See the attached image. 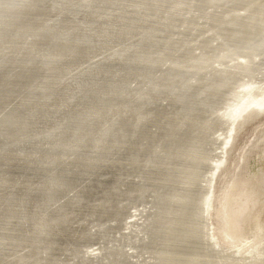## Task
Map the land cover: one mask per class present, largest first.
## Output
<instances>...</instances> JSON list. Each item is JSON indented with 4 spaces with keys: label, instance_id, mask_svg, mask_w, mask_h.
I'll list each match as a JSON object with an SVG mask.
<instances>
[{
    "label": "bare ground",
    "instance_id": "bare-ground-1",
    "mask_svg": "<svg viewBox=\"0 0 264 264\" xmlns=\"http://www.w3.org/2000/svg\"><path fill=\"white\" fill-rule=\"evenodd\" d=\"M26 15L39 18L28 23L27 19L17 22ZM54 20L57 23L51 25ZM114 37L116 41L110 42ZM134 44L154 47L155 52L147 48L144 56L137 54ZM97 48L104 50V55L100 62L91 63L97 56L94 54ZM123 52L133 55L127 60L118 58ZM104 64L109 66H102ZM82 65H87L88 70L79 77L69 78L70 72ZM114 65L119 66L114 68ZM121 65L125 69L120 74ZM23 67L27 69L25 74L20 71H24ZM6 68L15 70V75L5 72ZM0 72V117L5 115L0 122V154L16 147L21 149L30 138L37 141L49 138L50 132L60 125L67 132L68 117L73 112L78 114L77 125L71 127L68 135H71L70 140L67 136L64 140L50 142L48 152L44 144L37 142L39 146L32 148V152L14 154L37 161L31 163L40 168L31 166L30 162L13 164L8 168L11 173L8 178L0 176V188L7 189L2 195L6 200L3 202L0 198L3 209L0 218L3 227L0 228L9 231L8 236H15L13 230L8 229L17 227L21 230L19 235L30 237L31 241L46 234L37 227L46 230L45 226L58 220L52 223L54 230L50 234H56V240L62 241L55 247L59 255L54 251L47 261L65 253L69 258L61 264H74L76 260V264H92L80 263L79 252L83 247L93 248L99 239L88 237L85 232L89 225L82 223L88 221L96 223L95 227L102 226L103 222H96L92 216L99 210H109L108 222H115L117 218L121 221L130 204L142 206L143 200L150 197L152 212L146 223L152 226V221L156 222L153 231L161 246L151 251L140 250L148 256L152 253L155 264L190 261L188 264H199L192 260L199 254L188 253L180 247L189 245L187 249H197L194 246L199 248L201 242L203 246L205 242L210 253L215 250L212 247L219 245L222 249L221 254H215L214 261L200 264H220L222 259L223 264H243L244 258L264 255V249L252 251L264 243V153L243 176L234 175L233 168L220 185L212 213H208L207 206L214 174L227 156L226 146L235 125H245L242 114L250 106L264 111V0H0ZM118 74L124 80L121 89L114 81L107 82V86L104 84L102 78L118 77ZM98 82L101 84L96 87ZM159 90L163 93L159 94ZM86 94L91 95L89 106L81 99ZM61 95L65 99L61 97V100ZM71 98L73 100H67ZM114 99L117 102H113ZM146 99L153 100L154 104L147 105ZM161 99L166 100L167 105L161 104ZM68 102L79 106L63 108ZM9 106L12 108L8 110ZM150 106L156 109L159 118L149 119L150 113L154 116L153 112L146 111ZM34 107H41V111ZM48 108L63 113L51 119ZM36 118L42 120L43 125H38ZM253 119L257 117L253 115ZM97 120L99 122L93 126ZM117 124L121 126L117 128ZM151 126H156L157 132L152 133ZM18 138L21 142L16 144ZM83 140L84 147L80 149ZM149 143L151 148L144 152ZM217 150L219 155L214 153ZM59 152L63 156H59ZM94 152L98 156L93 155ZM122 154L127 159H121ZM149 154L157 158L159 165L152 172L147 171L149 175L158 174L157 178H152L150 184L143 181L142 186L139 183L133 187V179L139 175L141 180L140 174L145 172L140 170L146 168ZM68 155L76 156L77 161L74 162V158L73 162L84 173L73 177L81 181L69 178L65 187L54 190L61 192L59 198L88 182L81 191L85 196L91 195L85 202H90V206L95 198L103 200L95 206L92 215L87 205L78 212L76 208L83 203L75 205L74 200L69 208L61 210L60 206L52 211L57 214L51 222L38 221L35 217L52 206L48 200L52 191L46 184L52 182L53 165L68 159ZM92 156L99 161L91 159ZM2 160L8 159L2 157ZM51 163L53 165L48 167ZM77 166L73 165L76 170ZM202 166L204 169L199 170ZM135 167L140 168L136 175L124 176ZM33 169L44 173L40 175ZM97 170L98 175L89 174ZM108 172H115L106 181L110 185L116 183L112 192V187L101 181ZM234 180L237 181L231 190L229 187ZM162 184L166 189L159 194L157 189H161ZM192 187L195 194L189 191ZM13 189L21 190L20 195L10 194ZM146 189L152 192L149 196L142 195ZM32 190L42 191L47 198H33ZM10 195L15 199L13 204L9 202ZM51 197L53 202L58 200L53 194ZM161 200L172 206V214L166 207L159 212L155 204ZM122 203L126 205L119 209ZM184 203L186 207H181ZM18 211L25 214L20 215L22 221L15 220ZM61 218L74 219L60 224ZM30 222L29 228L25 227ZM110 228L113 227L109 226L108 230ZM116 229L118 225L108 233ZM171 232L174 241L169 240ZM8 243L20 246L0 257V264H28L47 247V243L29 247L16 239H8ZM23 247L28 251L16 256ZM230 252L236 256L235 262L227 256ZM201 255H204L202 251ZM10 256H14L13 259L6 260ZM119 258L124 264H130L125 254L120 253ZM255 264L264 262L257 260Z\"/></svg>",
    "mask_w": 264,
    "mask_h": 264
},
{
    "label": "rangeland",
    "instance_id": "rangeland-1",
    "mask_svg": "<svg viewBox=\"0 0 264 264\" xmlns=\"http://www.w3.org/2000/svg\"><path fill=\"white\" fill-rule=\"evenodd\" d=\"M34 17L35 16L28 17V15H26L25 18H18L19 21H17V22L21 23V21H23L24 19H27L26 22L28 23L29 21H32V20L35 21V20H37L39 18L37 16L34 19ZM55 23H57L56 20L52 21L50 24L53 25ZM15 24H17V23H15ZM96 46H97V44H96ZM95 52H94V54L95 55L97 54V56L91 60V63L100 62L102 60L101 57H103V55H104L103 54L104 50H101L100 48L99 49L97 48L95 50ZM95 59H97V60H95ZM94 61H96V62H94ZM86 66L87 65H82V66H79L76 70L71 71L70 72L71 76L69 78H76V77H79L82 74H84V72H86L88 70V67L86 68ZM7 69L8 68H6L5 72H11L12 76L15 75V72H14L15 70L11 71L10 69H8V70ZM26 70H27L26 68H24V71L22 69H20V71L22 73H24ZM10 79H12V78H8V80H10ZM96 81H98V80H96ZM99 83L101 84V82H98L97 85H100ZM133 86H134V83L132 84V87ZM91 89H93V88H90V90ZM61 97L65 99L64 95L60 96V99L62 100ZM25 98H27V96ZM67 100H73V99L71 98V99H67ZM46 103H48V102H46ZM160 103L161 104L166 103V105H167V101L164 100V99H161ZM12 106H9L8 110L11 109ZM78 106L79 105L77 103L73 104L71 102H68L66 105L63 106V108L64 107L65 108H67V107H72L73 108V107H78ZM164 106H165V104H164ZM34 108L35 109H39V110L41 109V107H39V108L34 107ZM48 109H49V113H53L56 110V109H54V111H53V110H50L51 108H48ZM253 115H255V117H257V119H253ZM4 117H5V115H1L0 122L3 120ZM33 117H38V116L34 115ZM242 117H243V123H245V125H243V127H238V130H239L238 140H237L236 144H234L233 148L231 149V153H229V155H228V157H229L228 158V163L225 165L224 170H223V172L220 175V179H219V182H218L217 190L215 192L216 193V197H215V194H214L215 199H217V196H218L217 194H219V192H220V189H221L220 185L222 186L223 182L228 179V177L230 176V173H232V171H233V168H235L234 175L243 176L249 170V168L251 167V164L254 162V160L257 159L259 156H261L264 153V111H263V109H259V107H255V109H253V107L250 106L244 111V113L242 114ZM49 120L51 122L53 121L51 119H49ZM111 124H112V121H110V125ZM8 125H9V123H8ZM88 126L89 125L87 124V127ZM150 129H151L152 133L157 132L156 126H151ZM110 132H113V131H111V129H110ZM16 141H17L16 144L21 142L20 138L16 139ZM50 141H51L50 140V136H49V138H48V136H46V137H44L43 142H40L41 145L44 144V146H45L44 150L47 149V152L50 151L49 150V145H48L50 143ZM37 142H39V141H37V139H32V138H30L29 140H25L24 141L23 145L24 146L27 145V147L29 149L26 152V154H28V152H32L33 151L32 148H34L36 146H39ZM110 142L111 141L109 140V144H110ZM258 142H260L259 146L257 145ZM12 146H14V145H12ZM108 146H110V145H108ZM13 149L14 150H9V151L4 152L3 154H0V171H1L0 176L3 177V178H8L11 175V173L10 174L8 173L9 166L12 167L13 164H15V165L16 164L24 165V164H26L28 162H30V163L34 162V160L31 161V160H29L27 158H22L19 155H14V154H17L19 151L21 152V150L19 148H17V147L13 148ZM214 153L219 155V151L218 150L216 152H214ZM92 154L98 156L97 152H94ZM59 156H63L62 152H59ZM96 156H92L91 159L93 158L96 161H99L96 158ZM2 157L7 158L8 160L4 161V160H2ZM75 157H76L75 155H71V156L68 155V159L66 158L63 162L60 163V164H63V165H61V167L63 166L64 169L69 170V167H70V166H68L69 164L77 166V165L74 164V162L77 161V158H75ZM146 158H147V161H148V162H146L147 163L146 164V168L144 170H140V168H139L140 165H139V167L137 169H139L140 171H147L149 169L150 172H152L153 168H156V166L159 165L158 160H157V158H154V160H153V154L146 155ZM73 159H74V162H73ZM91 159H89V160H91ZM154 161H157V164H154ZM34 165L37 166L36 168H40L39 165H37L35 163H31V166H34ZM52 165H53V163H51L50 166L48 165V167H51ZM87 166H89V165H87ZM43 167L44 168H48L45 165ZM6 170H7V173L5 172ZM33 170H36V172L39 173L40 175H42L44 173V172L40 171L39 169H33ZM52 177H53V175H52ZM52 177L50 178L51 180L53 179ZM26 178H28V177H26ZM29 178H32V177L29 176ZM108 178H109V176H105V177L101 178V181H103V183H106L108 187H112L111 190H110L112 192L113 191V186L116 185V183L111 184L112 185L111 186L110 183L106 182L108 180ZM120 179L121 180L125 179V177H120ZM133 181H134V186L133 187L137 186L139 183L141 184V180H140L139 175H137L133 179ZM67 182H68V180L63 178V179L58 180V183H54L53 181L52 182H48L47 181L46 185L50 186L48 188H50V190L52 191V194H53L54 193L53 191L57 190L59 187H61V186L65 187V183H67ZM87 183L88 182H85V184H81L80 187L70 191L69 192L70 194L68 193L63 198H58V200L56 199L55 202L50 203V205H52V206L49 207V210L47 212H52V211L56 210L57 208H59L60 206H63L62 204L64 202L71 203L70 205L67 206V208H69L72 205V202L74 200H75L74 202L80 200L79 198L72 199L71 197H73V196L74 197H80L82 195L84 196V194L80 195V192L83 191V187L86 186ZM100 183L102 184V182H100ZM53 186H55V187H53ZM88 186L91 187V185H88ZM89 188H87V189H89ZM116 189L119 190L118 188H116ZM17 191L19 193L16 194L15 196H17V195L19 196L20 195L21 190L18 189ZM6 193H7V191L5 192L4 189L0 188V198L1 199H2V195L6 194ZM151 193H152L151 190H147L146 189V191L142 195L149 196ZM31 194H32L33 197H34V195H38L39 197L42 196L43 199L47 198V197H45V195H43L42 191L32 190ZM102 195H103V197L105 196L104 194H100V196H102ZM38 196H35V197H38ZM90 197H91V195H89L88 198H90ZM2 200L4 202L6 199L3 198ZM101 200H103V198L99 199V200H97L95 198L93 200L95 202H92L90 204V206L88 205V203H90V202H85L84 201L85 203L81 204V206L79 208H76V209H78V212H82L83 208H84L83 206L87 205L88 208H89V209L87 208L88 209V213L90 215H92L96 211V209H95L96 207L95 206L98 205V203ZM150 200H151L150 197H149L148 200L145 198L143 200L144 204L142 206L130 204V206L127 207V210H126V213L124 214L123 219L121 221H119L118 229H116L112 234L111 233L109 234L108 231H107L109 226L113 227L115 225V222H113V221L108 222L107 219H106V217H107V215L109 213V210H99L97 213H95V215H92L93 218L96 220V222H103L102 226H100V227H95L94 225L96 223L92 224V222H88V221L83 222L82 224H88L89 225L88 226V230L85 232L86 235L88 237H91V238L95 237L97 240L98 239L99 240L95 242V243H97V245L94 246L95 248L94 247L93 248H88V249L85 248V247L81 248V250L79 252L80 254L78 256V258L80 259V263L83 261V262H91L92 264H108V263L124 264L123 261L119 258L120 253L125 254V256L129 259V263L130 264H147L149 262H154L155 263V260L153 259L154 256L152 255V253H150L149 256H148V254H146L144 251H141L140 249L138 251L136 250L137 249L136 246L142 245L145 242L144 241V236H143L141 230L143 228V225L146 224L148 215H150L151 212H152V210L150 208V204H151ZM213 201H214V198H213ZM125 205L126 204L122 203V204H120L118 206V208L120 209V208H122V206H125ZM90 207H93V208H90ZM1 211H3V209L0 208V218L2 217ZM69 212H72V210H69ZM104 213H106V214H104ZM115 213H118V211H115ZM18 214L19 215L17 217H20V215H25V214L22 213V211H18ZM56 214L57 213H53L52 217H49L48 218L49 221H47V222L48 223L51 222L50 219H52ZM97 216H98V218H97ZM129 217H130V219H128ZM35 218L39 219L40 216H37ZM18 219H20V218H16L15 220H18ZM25 221H26V219H25ZM30 225H31V222H30L29 225L25 224V227L29 228ZM73 228H75V227H73ZM125 229H126V231H125ZM7 232H9V231L3 230L0 233L7 234ZM106 233H108V236H107ZM45 235L46 234H44V236ZM7 236H8V234H7ZM44 236L42 234V235L39 236V238H33L31 241H30V237H21V239H22L21 242H23V243L25 242L24 244L29 246V247H33L35 245H37V246L38 245H43L46 242H40V240H47L48 239V236H47V238H44ZM8 237L11 238V239L7 238L9 240H14L15 239L14 238L15 236H8ZM103 237H110V238H108V241L102 242L103 241ZM58 239H60V238H58ZM70 240H72V238ZM63 241H66V239H64ZM104 243L106 244V246H104ZM55 244H56V242H55ZM72 245H70V246L73 247ZM204 245H205L204 247L209 250V248L206 246L205 242H204ZM188 246L189 245H185L184 248H182V247H180V248L183 251L186 250V252H188V253L194 252L195 254H199V255H196L197 257L195 256L194 259H192L193 261H197L199 264H200V262H206L208 260L214 261V257H215L214 253H210V251L205 250L204 253H203L204 255L202 256L200 250L191 249V248L187 249ZM195 247L198 248V246H194V248ZM212 248H215V247H212ZM92 250H96L97 253L95 251H94L95 253H93ZM27 251H28V248L23 247V249H20L19 251H17L15 253V255L16 256H20V255H23L24 253H26ZM54 253H55V255H59V254H57V251H55ZM60 254H61L60 256H56L51 261L48 260L46 263H49V264H61V262H64V259H61L62 255L64 256V255H67V254H65V253H60ZM109 254H113V256L110 257ZM211 254H214V255L210 256ZM95 255H96V257H94ZM40 256H41V254H39L37 257L34 256V260L33 261L31 260V262H35V260H37L38 264H39L40 261H41V257ZM227 256H229L232 259V261L235 262L234 259L236 258V256L234 255L233 252L228 253ZM13 257L14 256H10L6 260L10 261L11 259H13ZM183 257H185V256H183ZM55 258H57L58 261H55ZM108 258H110L111 260L109 261ZM191 258L192 257H190L189 259H191ZM244 259L245 260H244L243 264H255V262H257V260L256 261L254 260V257L253 258H244ZM76 261H78V260H76ZM76 261H74V262L72 261V262L74 264H76ZM190 262H186L185 264H188ZM69 264H72V263L70 262ZM125 264H128V263H125Z\"/></svg>",
    "mask_w": 264,
    "mask_h": 264
},
{
    "label": "water",
    "instance_id": "water-1",
    "mask_svg": "<svg viewBox=\"0 0 264 264\" xmlns=\"http://www.w3.org/2000/svg\"><path fill=\"white\" fill-rule=\"evenodd\" d=\"M81 19H83L82 17H81ZM137 27V26H136ZM134 29V28H133ZM113 41H116V38L114 37L110 42H113ZM112 44H115V43H112ZM135 46H134V51H136L137 52V54H142L143 56L145 55V52H146V49L147 48H149L150 50H152L153 52H155L154 51V47H150V46H146V45H142V44H139V45H137V44H134ZM121 54H123V55H121ZM120 55H118V58H120V59H122V58H124V60H127V58H130L133 54H131L130 52H123V53H121ZM102 66H109V65H107V64H104V65H102ZM117 66H119V65H114V66H112V67H114V68H117ZM135 66H136V64H135ZM135 66H133V68L135 69L136 67ZM119 68V67H118ZM125 68L121 65V67H120V74H121V72H123V70H124ZM1 73V72H0ZM95 73V72H94ZM86 78H88V74H86ZM78 80V79H77ZM102 80H105L104 81V84L106 85V83L107 82H116L118 85H117V88L118 89H121L122 88V85H123V82L122 81H124L121 77H120V75L118 74V77L117 76H115V75H109L108 76V78H102ZM82 82H83V78H82ZM107 86V85H106ZM96 87H99V85H97ZM103 89V88H102ZM159 94H161V93H163V91L162 90H159V92H158ZM91 98V95H89V94H86V96H82L81 97V99L82 100H85V102L88 104V106L90 105V103H92V99H90ZM77 99H79V98H76V100ZM104 101H108L107 99H105V98H102ZM89 100H91V101H89ZM113 102H117V100H112ZM146 102L147 103H149V104H147V105H153L154 104V101L152 100H150V99H146ZM153 106H150V107H148L147 109H146V111H151V112H153V114H154V116L150 113V115H149V119H152L153 117H157V118H159V113L156 111V109H153L152 108ZM18 112H21V109H18L17 110ZM195 111H198V109H196ZM62 111H55V112H53V113H50V116H51V119H54L55 118V116L56 117H59V116H61L62 115ZM116 112L114 111L113 113H112V115L113 114H115ZM192 113H194V112H192ZM72 116L71 117H68L69 119H67L68 120V125L66 126V130H67V132L64 130V128H63V126L62 125H60V126H58V128H56L55 130H54V132H50V142L52 143V141H58V140H64L63 138H67V136L70 134V132H71V130L73 129V128H71V127H73L74 125H77V121H76V118H77V116H78V114H77V112H73L72 114H71ZM193 116H195V115H192V117ZM48 119V118H47ZM28 120H31L30 118H28ZM66 120V121H67ZM241 121V120H240ZM36 122H39V124L38 125H43V121L42 120H40L39 118H36ZM99 122V120H97V122H94V124H93V126H96V124ZM49 122H47V124H48ZM50 123H52V122H50ZM36 125H37V123H36ZM119 126H121L120 124H117V128L119 127ZM126 130H128V129H126ZM127 134H129L128 132H126ZM238 134H239V130H238V126L237 125H235V128L233 129V132H231V139H230V141H229V144L226 146V152H227V157H226V159L223 161V164H221L220 166H219V168L216 170V172H215V174H214V177H213V183H212V185H211V187H210V190H209V196H208V198H209V200H208V202H207V206H208V213H212L213 212V209H214V203H215V197H214V194H215V196H216V190H217V186H218V182H219V179H220V175H221V173L223 172V170H224V167H225V165L228 163V153L231 151V149L233 148V146H234V144H236V142H237V140H238ZM64 136V137H63ZM71 136V135H70ZM70 136H68V140H70L71 138H70ZM129 137V136H128ZM44 139V138H43ZM134 139V138H133ZM39 142H43V140H41V141H39ZM38 142V143H39ZM84 140L82 141V143H81V148L80 149H82L84 146ZM112 142V141H111ZM258 146L260 145V142H258V144H257ZM151 148V143H149L148 144V146L145 148V151L144 152H146L147 150H149V148ZM21 152L22 153H26L29 149H28V147H27V145L26 146H24V147H22L21 149ZM37 152H38V154H40V152L38 151V150H36ZM82 153V152H81ZM157 154H159V152L157 153ZM122 155H124V156H122ZM122 155H120V156H122L121 157V159L122 158H126V156H125V154H122ZM136 155V154H135ZM119 156V157H120ZM142 156L143 155H141V156H139V158H142ZM111 157V156H110ZM127 159V158H126ZM153 160H154V157H153ZM34 162L35 163H38L37 161H35L34 160ZM68 166H71V167H69V171H67V170H65L63 167H61V165L60 164H54L53 165V169H52V171H53V179H52V181L54 182V183H58V180H60V179H63V178H65L66 180H68L69 178L71 179V180H79V181H81L82 179L81 178H79L78 177V179H74L73 177H77V176H80V175H78V174H83L84 173V171H82V169L80 168V167H78V170H76V167H73V165H68ZM109 169V168H108ZM204 169V166H202V167H200L199 168V170H203ZM25 170H28V169H25ZM112 170H114V169H112ZM12 172H16V170H11ZM92 171V170H91ZM6 173H7V170L5 171ZM98 170H97V173H89V174H91V176L93 177L94 175H98ZM139 171H138V169H137V167H135V168H132V169H130V170H127V173L124 175V176H127V174L128 175H130V176H133V175H136V173H138ZM64 173V174H63ZM103 173V172H102ZM109 173V175H107V176H109V177H111V176H113V174H115V172L114 173H111V172H108ZM141 173V172H140ZM150 173L148 172V171H145L144 173H142V174H140V175H142V177H141V186H142V183H143V181L145 182V183H148V184H150V180L152 179V178H154V177H156L157 175H154V174H151V175H149ZM39 174H36V177L38 176ZM40 176V175H39ZM65 176H67V177H65ZM91 177V178H92ZM23 179H21L20 181H22ZM88 181V180H87ZM108 181V180H107ZM236 181L237 180H234L233 181V184H231V186L229 187V189L231 188V190H232V188H233V185H235L236 184ZM121 184H123V183H121ZM120 184V185H121ZM127 186H129L128 184H127ZM126 186V187H127ZM53 187H55V186H53ZM2 188V187H1ZM161 189H157V192L159 193V194H161L162 193V191L161 190H165L166 189V186L164 185V184H162L161 185V187H160ZM193 188L194 187H192V188H189V191L192 193V194H195L194 192H193ZM5 190V192L7 191V189H4ZM181 192H183V190L182 189H179ZM211 191V192H210ZM10 194H18L19 192L17 191V190H11V192H9ZM60 193L61 192H57V191H54V193H53V196H54V198H59L61 195H60ZM83 193L82 192H80V195H82ZM120 194H118V196H119ZM35 196H38V195H34V197ZM182 196V195H181ZM26 197L28 198V195H26ZM33 197V198H34ZM182 197H184V196H182ZM36 198V197H35ZM72 199H75V198H79L80 200H78L76 203H74L75 205H80L81 204V202L82 203H84V201H86L87 199H88V196H80V197H71ZM92 198H94V197H92ZM186 198V197H185ZM187 198H189V196H187ZM213 198H214V201H213ZM10 201L9 202H11L12 204H13V202H14V198L10 195V197L8 198ZM146 199L148 200L149 199V197H146ZM48 200H49V202L50 203H52L53 201H52V197L51 196H49L48 195ZM137 200V199H136ZM140 201V200H139ZM132 202H134V201H132ZM136 202V201H135ZM212 203H213V205H212ZM63 206H61V210H63V209H66L67 208V206H68V203L67 202H64L63 204H62ZM155 206L156 207H158V210H159V212H161V211H163L164 210V208L166 207V208H168L170 211H171V214L173 213L172 212V209H171V205H169V203L168 202H166L165 200H161L160 202H159V204H155ZM181 207H186V203H184V204H182V205H180ZM42 208V206H40L39 207V209H41ZM173 208H177V207H173ZM41 213V212H40ZM39 213V214H40ZM104 214H106V213H104ZM103 214V215H104ZM52 215H53V213L52 212H47L45 209H44V211H42V214H41V216H40V218L38 219V221H42L43 223L44 222H47V221H49V217H52ZM77 217H79V216H77ZM207 218H208V214H207V216H206ZM18 218H21V217H18ZM97 218H98V216H97ZM68 218H61V223L60 224H62V223H64V222H69L70 221V223L73 221V219L74 218H70L69 220H67ZM91 219V218H90ZM21 221H22V219H20ZM24 220V219H23ZM60 220V219H59ZM25 221V220H24ZM58 220H56V221H54V222H52V223H54V224H56V222H57ZM1 223V222H0ZM52 223L51 224H48V226L50 227V229H49V227L48 226H45L46 227V230H44L43 228H40V227H37L36 229H38V230H41V231H44V232H46V235L44 236V238H47V236H48V239L47 240H40V242H46L47 244H46V248H44V250L42 249V252L43 253H41V261H40V263L39 264H46V262H47V258H49L52 254H53V252L54 251H57L56 249L57 248H55L56 247V245H57V243H58V245L62 242L60 239H58V240H56V234H53V235H51L50 233H52V231L54 230V228H52ZM118 223H119V218H117L116 219V221H115V225L113 226V228H115L117 225H118ZM155 221H152V226L150 225V223L148 224V223H146L145 225H143V228H142V234H143V236H144V244L143 245H139V246H136L137 247V251L140 249V248H142V249H147V251H151V250H153V249H155V248H160V246H161V244L160 243H158L157 244V240H156V237H155V232L153 231V229H154V227H155ZM1 226V225H0ZM1 227H3V226H1ZM113 228H110L109 230H107L108 232H110V230H112ZM62 229H64V228H62ZM3 230H5V229H3V228H0V232L1 231H3ZM8 230H13V232L16 234L15 235V239L16 240H18V241H22V239H21V235H19L20 234V229H18L17 227H14L13 229H8ZM173 232V231H172ZM171 232V233H172ZM49 234V235H48ZM104 234V233H103ZM170 236H169V240H173L174 241V238H173V233L172 234H169ZM107 236H108V233H107ZM7 238H9V239H11L10 237H8L7 236V234H3V233H0V257H3L4 256V254H6V255H9L8 253H10V252H14V249H17L20 245L19 244H17V245H11V244H9L8 243V239ZM108 238H110V237H103V241L102 242H106V241H108ZM160 238V237H159ZM161 239V238H160ZM54 240V241H53ZM230 241V240H229ZM55 242H56V244H55ZM82 243H80V245H81ZM198 250H201L202 251V253H204V251L205 250H207L204 246H203V244H202V242L201 243H199V248H197ZM215 250H213V253L214 254H218V253H220L221 252V249H222V246H219L218 245V247H215L214 248ZM264 249V243L263 244H260V245H257L256 247H254L253 249H252V251H257V250H263ZM70 253L71 254H74V251H70ZM214 254H211L210 256H213ZM221 254V253H220ZM253 257L255 258V259H257L259 262H264V255H260V254H254L253 255ZM69 258V256H66V255H64V256H62V258L61 259H68ZM108 260L110 261L111 259L110 258H108ZM223 260L224 259H222V261L221 262H223ZM220 262V264H223V263H221ZM31 262H28V264H30ZM31 264H38V261L37 260H35V262H32ZM84 264V263H83ZM147 264H155L154 262H149V263H147Z\"/></svg>",
    "mask_w": 264,
    "mask_h": 264
}]
</instances>
